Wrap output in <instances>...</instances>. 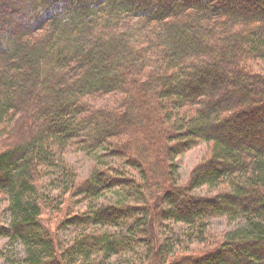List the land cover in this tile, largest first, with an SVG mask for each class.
<instances>
[{
  "label": "trees",
  "instance_id": "obj_1",
  "mask_svg": "<svg viewBox=\"0 0 264 264\" xmlns=\"http://www.w3.org/2000/svg\"><path fill=\"white\" fill-rule=\"evenodd\" d=\"M263 63L264 0H0V234L25 252L7 264H120L139 245L149 264H264ZM198 140L211 155L183 184L175 156ZM67 144L136 175L100 166L40 191ZM114 188L140 202H97ZM66 194L87 209L52 229ZM214 217L236 224L197 254Z\"/></svg>",
  "mask_w": 264,
  "mask_h": 264
},
{
  "label": "rangeland",
  "instance_id": "obj_2",
  "mask_svg": "<svg viewBox=\"0 0 264 264\" xmlns=\"http://www.w3.org/2000/svg\"><path fill=\"white\" fill-rule=\"evenodd\" d=\"M262 65L264 66V63ZM91 101L94 104L101 106L106 102H111L112 96L109 95L94 97ZM254 121H257L258 123L262 122L259 116H256L254 118ZM65 146L66 148L63 151L64 153L59 157V160L55 163V165L49 168L51 172H48L49 174H47L43 178L42 184L40 186V191L44 190L52 192L53 194L58 193L61 190V187H58L59 179L57 177L60 176L61 178H64L67 176L68 173L70 175L66 177V180L72 179V175H75L77 181L81 182L88 179L92 175V173L95 172L100 166L103 167V169L117 166L118 169H112L111 172H129L132 175H136V172L128 165H126L125 161L122 158L118 156L102 157L101 155L104 152V149H102V147L84 151L80 150L78 146L73 144H67ZM211 152L212 151L210 144L202 140H198L190 147L183 149L177 153V155L175 156V161L179 169V178L183 184H186L188 182L192 171L204 159L208 158L211 155ZM53 180L55 181V183H53ZM196 191L208 195V191L210 190L207 187H201L198 188ZM128 193L129 192H127L126 189L114 188L108 193H104L101 196V199L97 202L103 201L106 203H111L112 201H116L117 199H127L129 200L127 202L130 203L140 202V197H138L136 194H133L132 196ZM87 205L88 201H83L81 195L71 197V195L68 196V194H66V198L63 203L64 207L62 208V210L57 212L46 209L44 210L42 219L47 225L52 227V229H55L57 223L61 219H63L69 214L78 212L79 210H86ZM8 207V202L5 200L4 197L0 195V227L7 226L9 224ZM235 224L236 223L234 221L229 222L225 217L211 218L209 224L211 225L209 226V237L207 238L206 243H192L194 244V252L197 254L206 252L211 247V245L218 242L222 235L225 234L228 230L232 229ZM172 226L174 232H176L173 234L174 241H176L177 238L175 239V236L178 237L181 234V230H183V227H185V225H183L182 223H173ZM73 231L74 227L71 226L69 228H66V230L61 231L59 234L61 238L68 237L71 239L72 235L75 233H73ZM186 237L185 235L183 236V240L179 243V245H177V247L182 246L184 244V241L186 243H189V237ZM8 242L9 237L4 234H0V264H7V261L21 260L25 255L24 247L22 246V244L16 242L12 243V245H9ZM137 249L138 252H136V254H133L135 252L131 251L129 253H123L122 255L113 256L112 259H117L120 264H149L150 256L148 255L147 247L144 245H139ZM99 257H101V259H104L103 255H99ZM105 263L108 264V262ZM99 264L103 263L100 262Z\"/></svg>",
  "mask_w": 264,
  "mask_h": 264
}]
</instances>
